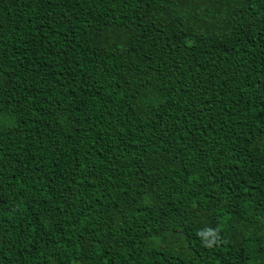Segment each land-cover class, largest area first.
Listing matches in <instances>:
<instances>
[{
  "label": "trees",
  "instance_id": "1",
  "mask_svg": "<svg viewBox=\"0 0 264 264\" xmlns=\"http://www.w3.org/2000/svg\"><path fill=\"white\" fill-rule=\"evenodd\" d=\"M0 264H264V0H0Z\"/></svg>",
  "mask_w": 264,
  "mask_h": 264
},
{
  "label": "clouds",
  "instance_id": "2",
  "mask_svg": "<svg viewBox=\"0 0 264 264\" xmlns=\"http://www.w3.org/2000/svg\"><path fill=\"white\" fill-rule=\"evenodd\" d=\"M196 235L201 239L202 245L206 248H212L220 240L218 229L205 228L198 230Z\"/></svg>",
  "mask_w": 264,
  "mask_h": 264
}]
</instances>
